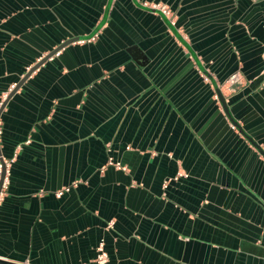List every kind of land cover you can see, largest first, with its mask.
Here are the masks:
<instances>
[{
  "label": "crops",
  "instance_id": "0c3cea01",
  "mask_svg": "<svg viewBox=\"0 0 264 264\" xmlns=\"http://www.w3.org/2000/svg\"><path fill=\"white\" fill-rule=\"evenodd\" d=\"M137 1L0 0V256L264 264V0Z\"/></svg>",
  "mask_w": 264,
  "mask_h": 264
},
{
  "label": "built area",
  "instance_id": "2783aa9c",
  "mask_svg": "<svg viewBox=\"0 0 264 264\" xmlns=\"http://www.w3.org/2000/svg\"><path fill=\"white\" fill-rule=\"evenodd\" d=\"M155 7L159 8L163 13H169L168 8L166 5H154ZM203 77L205 80H209V77L206 74H203ZM14 84H11V87H13ZM2 100H0L1 105ZM12 162V158H5L2 153L0 152V197L4 193L8 182H9V171H10V165ZM108 163L113 164L117 168H124V165H121L119 161H113L112 158L108 157ZM73 184H76L74 182ZM70 185H64L58 189L55 190V195L60 196L64 191L69 190ZM109 225H111V220L109 221ZM96 256L94 258V261L96 264H106L108 260V253L104 248V242L103 240H100L99 243L96 246Z\"/></svg>",
  "mask_w": 264,
  "mask_h": 264
},
{
  "label": "water",
  "instance_id": "95a60500",
  "mask_svg": "<svg viewBox=\"0 0 264 264\" xmlns=\"http://www.w3.org/2000/svg\"><path fill=\"white\" fill-rule=\"evenodd\" d=\"M133 2L135 3V4H137L138 6H140V7H143V8H145V9H148V10H151V11H157L160 15H161V17L163 18V20L165 21V23L171 28V30L173 31V33L182 41V43H185V41L183 40V39H181V36L179 35V33H177V31H176V29H175V27H174V25L173 24H171L170 23V20L169 19H167L166 18V16L164 15V13L159 9V8H155V7H148V6H143L141 3H139V1H137V0H133ZM109 3H110V0H108V2H107V5H106V8L104 9V13H103V17H102V19H101V21L98 23V25L90 32V33H88L87 35H85V37L86 38H88V37H90V36H92L97 30H98V28L100 27V25L104 22V20H105V17H106V15H107V9H108V7H109ZM78 38H82V37H71V38H69V39H66L65 41H63L60 45H58V47H56L55 49H53V52L54 51H56L57 50V48H59L60 46H62L63 44H65V43H67V42H69V41H72V40H75V39H78ZM134 47H133V45H131V47H130V49H133ZM135 54V53H134ZM49 55V54H48ZM48 55H46V57L48 56ZM45 58V57H44ZM43 60V58L42 59H40V61H42ZM40 61H38V63H36L35 65H33L26 73H25V75L22 77V80L29 74V72L35 67V66H37L39 63H40ZM18 86V84H16V87ZM216 93H217V96H218V98H219V100H220V102H221V105L223 106V108H224V110L226 111V113L229 115V117H230V119H231V121L235 124V125H237L238 127H239V129H240V131L241 132H243L244 133V135L245 136H247L248 138H249V140L250 141H252L254 144H256L255 143V141L240 127V125L237 123V121L231 116V114H230V111L228 110V107H227V104H226V102H225V98H224V96L222 95V93H221V91H220V89L218 88V87H216ZM2 106V105H1ZM1 106H0V110H1ZM1 152V151H0ZM264 152V151H263ZM0 264H25V263H18V262H15V261H11V260H8V259H6L5 257H1L0 256Z\"/></svg>",
  "mask_w": 264,
  "mask_h": 264
}]
</instances>
